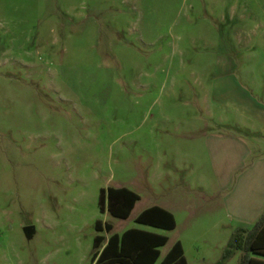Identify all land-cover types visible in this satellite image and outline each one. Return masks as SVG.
<instances>
[{"label":"rangeland","instance_id":"obj_1","mask_svg":"<svg viewBox=\"0 0 264 264\" xmlns=\"http://www.w3.org/2000/svg\"><path fill=\"white\" fill-rule=\"evenodd\" d=\"M247 94L264 104V0H0V264H94L93 235L129 227L215 264L255 217L221 205L203 136L262 153ZM107 186L138 194L125 218L98 210ZM150 204L173 228L133 220Z\"/></svg>","mask_w":264,"mask_h":264},{"label":"trees","instance_id":"obj_2","mask_svg":"<svg viewBox=\"0 0 264 264\" xmlns=\"http://www.w3.org/2000/svg\"><path fill=\"white\" fill-rule=\"evenodd\" d=\"M137 199L138 194L125 186L99 188L98 210L103 212L105 206L110 215L125 218ZM133 220L162 229L174 226L172 213L157 204L142 208ZM94 229L109 231L111 224L107 221L100 223L96 219ZM166 239L164 234L137 227L126 228L120 233L109 232L106 237L95 233L89 259L95 264H154L159 256L157 247ZM233 250L240 251L237 264H264V206L249 226H236L232 230L215 264H221ZM156 264H186L178 240L170 245Z\"/></svg>","mask_w":264,"mask_h":264},{"label":"crops","instance_id":"obj_3","mask_svg":"<svg viewBox=\"0 0 264 264\" xmlns=\"http://www.w3.org/2000/svg\"><path fill=\"white\" fill-rule=\"evenodd\" d=\"M223 92L226 93V90L224 89ZM246 96L250 101V107L259 114L257 119L260 124L259 135L264 137V104L255 100L249 94ZM203 137L206 148L205 154L210 162L215 164L218 161L219 163L221 162V166L226 167L227 179L223 180L222 183H218L225 190L229 184L227 187L229 189L220 196L221 205L230 214L238 218L241 222L244 221L245 223L243 224L247 225L252 218L258 215L264 205V151L257 156H250L248 147L244 141L229 135L226 131L215 130L205 132ZM241 167H244V169H241L234 177L232 172ZM161 256L159 251V256L154 264L157 263Z\"/></svg>","mask_w":264,"mask_h":264},{"label":"water","instance_id":"obj_4","mask_svg":"<svg viewBox=\"0 0 264 264\" xmlns=\"http://www.w3.org/2000/svg\"><path fill=\"white\" fill-rule=\"evenodd\" d=\"M24 230H28V227H24Z\"/></svg>","mask_w":264,"mask_h":264}]
</instances>
